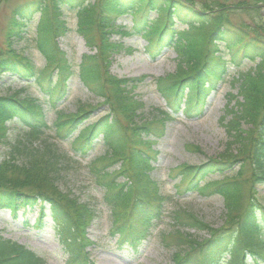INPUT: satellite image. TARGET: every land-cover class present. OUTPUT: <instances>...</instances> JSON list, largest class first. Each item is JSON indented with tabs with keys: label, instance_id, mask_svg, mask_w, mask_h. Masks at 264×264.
Returning a JSON list of instances; mask_svg holds the SVG:
<instances>
[{
	"label": "trees",
	"instance_id": "1",
	"mask_svg": "<svg viewBox=\"0 0 264 264\" xmlns=\"http://www.w3.org/2000/svg\"><path fill=\"white\" fill-rule=\"evenodd\" d=\"M127 2L128 0H34L16 6L11 13L6 39L0 45V78L5 73H12L31 84L39 85L47 97L43 98L51 102L53 108L56 107L53 94H60L62 91L65 93L67 90L63 89L73 75L70 58L58 41L61 35L69 31L63 20L67 10L77 11L79 17L76 33L83 36L90 48H97L95 54L83 55L79 65V78L95 96L106 98L103 104L109 103L114 111L118 109L126 112L131 102L129 89L132 84L129 79H121L108 73L119 47L113 40V34L119 28L115 18L123 10L134 15L142 14V19L133 29L147 37L150 51L151 48L156 50L169 46L174 47L178 53L180 65L175 78H157L156 82L161 96L174 113H179L182 106H185L183 111L187 116L201 117L208 98L222 82L228 73L226 71L236 69V82H241L239 95H229V108L225 112L226 116L222 117L228 136L225 150L220 153L219 159L211 158L203 164H182L178 169L179 175H174L175 178L180 177L175 185L179 194L197 191L205 197L220 195L225 201L226 215L222 221L229 229L225 225L217 229L197 213H190L187 209L175 211L174 219L181 228L175 231V240L178 239L180 245L174 256V264H185L187 256L197 251L201 253L208 243L212 246L208 247L212 256H209L207 262L215 263L222 252L218 254L217 249L225 238L232 237L234 231L241 233L243 242L240 243L242 246L245 244L243 248L247 247L245 249L248 253L254 254L253 264L263 262L264 257L258 251L264 248V227L259 224L257 227L253 219L255 217L257 220V213L260 211L264 215V40L258 43L253 40L260 38L249 34L252 28L256 31L263 29L261 24H264V16L259 15L257 5L242 0H211V4L203 2L199 6L195 5L194 0H140L142 5L126 8ZM240 7L245 10L243 16L252 19V28L234 27L230 23L234 12H238ZM143 8L145 11L142 13ZM154 10L157 11L158 18L152 23L149 13ZM36 13L41 16L33 41L34 48L46 60L42 69L36 68L34 61L22 53L24 49L16 47L17 41L25 40L23 35L27 31L26 25ZM161 15H164L165 21L157 27ZM176 16L183 24L189 25L187 32L182 35L180 28H175L178 22L175 20ZM242 33L249 34L242 36ZM149 35H153V38ZM243 61L252 65L247 70L239 71ZM48 68L53 70L48 72ZM54 71L57 73H53ZM44 75L48 80L46 86L41 79ZM106 86L112 87L108 94ZM138 101L141 105L142 101ZM231 102H234V106H230ZM43 104L40 98L29 92L25 96L0 95V142L6 138L8 140L6 133L11 125H8L9 122L14 123L12 128L18 135L16 142L11 145L9 158L0 160V209H8L16 215L23 207L33 206L38 200L49 202L51 215L55 220L52 227L58 228L69 251L66 264H95L88 260L87 252L83 251L88 240L84 238L83 244L80 238L83 234L78 232L83 233L88 223L96 217L97 211L89 201L83 203L79 199L74 200L67 192L64 193L57 182L62 178L64 167L74 162L77 154H85L86 150L93 148L96 139H101L112 152L107 151L106 155L92 161L89 165V178L95 185L105 189L106 193L119 189L116 178H112L107 170L113 160L110 155L116 156L115 149L120 148V144L113 140L116 135L120 136V141H125L127 135H132L116 117L109 120V114L94 123H86L89 117L86 113L92 110H86L85 107L72 113L57 110L56 121L49 124ZM164 113L161 110L157 115H165ZM130 124L134 125L130 129L142 145L133 148L135 152L132 153L133 165L130 171L133 172L134 185L120 188L114 193L115 196L109 194L104 202L116 218H113L112 224L118 225L116 232L121 234V247L138 249L143 240L148 238V228L142 224L152 215H161L165 198L163 194H157L152 198L156 203L151 204L145 196V193H149L150 185L158 183L148 172L152 167V152L148 149L154 141L146 137L151 129L138 126L133 121ZM51 129H54V134L50 133ZM60 142L69 143L70 151L64 149L62 152L59 149ZM15 154L20 155V162H17L19 157ZM236 167V173L232 172L231 174H235L228 177ZM214 174L223 176L224 180L212 181L208 178ZM47 187L53 188V193L44 189ZM246 197L249 200L247 203ZM59 202H66L69 206L79 204L83 211L79 216L81 222L77 223L79 220L72 219L67 213L62 214L61 208H58ZM125 203L132 205V216L119 222L118 217L123 208H129ZM40 213L42 218L45 212L42 210ZM185 215L191 218L188 223L191 228L208 232L212 237L203 240L189 231L184 232L182 229L188 225L182 221ZM38 226H43L41 219ZM235 226L238 228L231 231ZM66 228L75 234L69 232L65 235ZM227 231L231 232L225 235L224 232ZM253 235L259 236L258 242L253 241ZM186 243L190 245L187 252L182 246ZM180 252L186 253V258ZM0 264L48 263L26 245L5 238L0 233ZM230 264L251 263H247L244 257L232 256Z\"/></svg>",
	"mask_w": 264,
	"mask_h": 264
},
{
	"label": "rangeland",
	"instance_id": "2",
	"mask_svg": "<svg viewBox=\"0 0 264 264\" xmlns=\"http://www.w3.org/2000/svg\"><path fill=\"white\" fill-rule=\"evenodd\" d=\"M34 0H0V45L6 39L7 27L12 18L11 13L16 6L24 4V2H30ZM140 0H128L126 3V8L138 7L142 5ZM195 5L199 6L200 3L209 2L211 0H194ZM230 2H238L240 0H222ZM249 4L257 5L259 7V15L264 16V0H242ZM142 13L145 11L142 9ZM76 10H67L64 15V22L68 26L69 31L65 35H61L59 38V45L67 53V57L70 58L71 68L73 70V75L71 79L67 81V84L63 90H67L65 93L60 92V94H53V99L56 103V107H52V103L46 101L43 97V91L39 85L31 84L27 80L20 79L12 73H5L0 78V95H19L25 96L28 92L34 97L40 98L44 102V110L46 112V119L49 124H52L58 117L57 110H63L66 113L78 112L81 108L85 107L86 110H92L88 113V119L86 123H94L97 119L109 114L108 119L113 120V118L119 119L127 132H130L132 136L127 135V140L120 141V136L116 135L114 137V142L120 144V148L115 149L116 156L112 155L111 158L118 157V160L123 162L126 166V171H123V166L119 161L115 164L114 169L120 173L121 181L117 184L120 188H128L130 185H134V180L130 181L128 178L133 177L130 173V169L133 162L131 154L135 152L134 147L141 146L133 135L132 124L136 123L138 126L143 125L145 129H151V134L147 135V138L154 136V133H159L164 130V132L158 137V141L152 144L148 150L152 152L153 161L152 167L148 170L151 173L159 186L152 185L153 189L149 190V193H145V196L149 198L150 203L154 204L155 201L152 199L153 196L157 194H163L166 197L165 203L163 202V216L161 220H154L150 223L152 226L151 236L146 242L140 247L138 252H134L132 248L126 247L125 249L118 247V235H111L110 232L114 231L112 226H116V223H111V217L113 213L97 199L103 198V193H95L94 188L90 184V166L88 163L96 158V156L103 155L104 145L101 141L95 149L89 151L85 158H77L74 162H70L67 167H64V173H62L61 180L57 182V186L65 193L67 192L74 200H80V202L86 203L90 202L94 204L97 211L96 219L90 221L88 225L84 228L82 232H78L87 242H89L83 251L86 254H90L92 259L96 264H174L175 255L179 251L180 243L178 239L175 240L176 229L173 220V213L179 209H188L190 213H197L200 218L208 223L214 225L215 228H223L225 225L222 221L225 218L224 212V201L221 196H201L198 192H190L184 197H178L176 192V182L179 181L180 177L175 178L174 175L177 173L179 175L178 169L182 164H203L209 159L220 158V153L225 150V143L228 139L226 125L222 121V117L226 116L225 112L229 108V95L238 96L239 86L241 82H236L238 77V71L234 68L232 70L226 71V78L220 84L212 96L208 100L207 108L204 110V114L201 118H191L188 119L187 116L181 111L179 114L174 115V118H159L157 115L158 108L167 109L166 101L160 95L159 88L156 85L157 78H175L176 72L178 71L180 61L177 54L166 48L165 50H152L148 48L147 37L141 36L136 33L133 35L124 33L127 28H133L134 24L138 23L142 19V14L129 13L123 10L119 17L117 18L118 23L121 25L126 24V26H121L118 34L114 35L113 38L116 44L119 45L117 53L113 59V63L108 70V73L114 76H118L121 79H129L130 84H132L129 97L131 102L128 105V109L125 110H112L109 103H104L106 98L100 96H95L92 92L84 85L82 80L79 78V65L85 54H95L97 51L96 47H89L86 45L85 39L82 35L76 33L78 13ZM245 10L239 8L238 12H234L233 17L230 19V23L234 27H250L252 28L254 23L252 19L244 17ZM150 14V19H157L158 13L154 10ZM40 19L38 13L35 14L33 20H29L27 24V32L23 35L25 40L17 41L18 45L16 47L24 49L23 54L28 55L30 59L34 61L36 68L42 69L45 66L46 60L43 58L38 49L34 48V36L36 34V24ZM159 22L156 24L157 27L160 26L165 20L164 15L159 16ZM178 25H181L180 20L176 16ZM264 21V18H262ZM137 24V25H138ZM263 29L257 30L252 28L249 33H242V36L246 35H257L258 40L254 39L258 43L264 40V24H261ZM135 31V30H134ZM186 32L183 30L182 33ZM153 38V35H149ZM248 38V37H247ZM251 40V38H248ZM153 53V54H152ZM252 64L247 61H243L239 71L247 70ZM185 68V67H184ZM53 69L48 68L47 71L51 72ZM29 73V72H28ZM53 73H57L54 71ZM43 84H47V76L44 75L41 78ZM260 80V79H258ZM128 82V83H129ZM107 94L110 93L112 87L106 86ZM24 89H26L24 91ZM61 90V89H60ZM142 101L139 104L138 100ZM241 99V97H240ZM50 103V104H49ZM232 104V102H231ZM52 105V106H51ZM95 106V108H93ZM228 106V107H227ZM230 106H234V103ZM93 108V109H92ZM184 108V107H182ZM236 109V105L234 107ZM130 116V117H128ZM161 117V116H160ZM166 117V116H165ZM159 120V121H158ZM56 121V120H55ZM20 133V132H19ZM52 134H54V129H51ZM145 133V132H143ZM9 142H0V160H5L9 158V153L11 148L16 141L15 138L18 136L15 133V129L11 127L6 133ZM124 136V135H123ZM7 140V141H8ZM144 148V146H143ZM59 149L63 152L70 149V144L67 142H60ZM70 151V150H69ZM110 152H112L110 150ZM19 157L17 162H20V155L15 154ZM178 166V167H177ZM237 168H233L236 173ZM171 173V176H170ZM235 173L228 177L233 176ZM9 175V173H8ZM48 192L54 191L53 188H44ZM116 189L113 192H108L110 195L115 196ZM264 193V192H263ZM97 196V199L95 198ZM151 199V200H150ZM246 203L249 201L245 198ZM59 207L61 208L62 214L69 215L74 220H79V216L83 213L79 204L68 205L66 202H59ZM129 208L124 209L118 217V221H122L128 216H132L133 207L128 203H125ZM46 210V216L44 222H48L49 226L44 228L37 227V217L40 212V206H44ZM50 205L46 202L38 203L33 205V207L22 208L16 216L13 215V211L6 209L0 210V233L5 238L16 241L20 244H25L33 252L40 255L46 263L49 264H66L69 251L64 245L60 238V233L57 228L54 229L52 225L54 221L52 220V215L50 212ZM77 206V208H76ZM49 207V208H48ZM67 208V209H66ZM63 209H66L63 211ZM116 219V218H115ZM183 222L186 224L191 222L189 215L183 216ZM81 222L80 220L77 221ZM92 222V223H91ZM75 223V224H77ZM153 223V224H152ZM189 224L185 230L189 231L196 238L208 239L212 237L211 234L205 231H200L195 228H191ZM69 227V226H67ZM227 229L228 226L225 225ZM238 226L231 229L235 230ZM231 231L224 232L228 235ZM69 233V230L65 231V235ZM70 233H73L70 231ZM75 234V233H73ZM233 234V233H232ZM238 235V234H234ZM237 239V237H236ZM243 241V238H241ZM253 240H256V236L253 235ZM227 241L226 244H228ZM239 242V239L235 241V244ZM237 245V244H236ZM76 246V245H74ZM186 250H190V245L188 243L182 245ZM245 244L241 247L243 248ZM193 252V251H191ZM263 251L260 250V253ZM180 254L186 258V253ZM194 254V253H193ZM264 256V253H262ZM248 256V253H246ZM191 258V259H190ZM206 257L200 256H187L186 260H191V264H198V262L203 261V264H214L213 262H206ZM228 259V255H226ZM253 262V259L251 260ZM221 260L218 264H223Z\"/></svg>",
	"mask_w": 264,
	"mask_h": 264
}]
</instances>
